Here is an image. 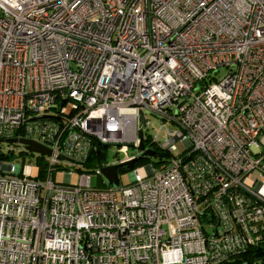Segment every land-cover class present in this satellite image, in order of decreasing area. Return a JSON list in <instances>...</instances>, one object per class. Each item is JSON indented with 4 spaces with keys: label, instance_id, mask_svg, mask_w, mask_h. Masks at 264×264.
Masks as SVG:
<instances>
[{
    "label": "built area",
    "instance_id": "built-area-1",
    "mask_svg": "<svg viewBox=\"0 0 264 264\" xmlns=\"http://www.w3.org/2000/svg\"><path fill=\"white\" fill-rule=\"evenodd\" d=\"M140 128L160 170L70 183L98 146L137 157ZM14 148L37 176L4 161ZM257 247L264 0H0V264H224Z\"/></svg>",
    "mask_w": 264,
    "mask_h": 264
},
{
    "label": "rangeland",
    "instance_id": "rangeland-1",
    "mask_svg": "<svg viewBox=\"0 0 264 264\" xmlns=\"http://www.w3.org/2000/svg\"><path fill=\"white\" fill-rule=\"evenodd\" d=\"M226 73L225 69H219V71L215 74L216 78L222 77ZM153 131L156 130V124H153ZM180 147V144H178ZM2 151L3 153L8 152L7 145L3 144L2 145ZM105 151V162L108 163H115L118 160H121L125 157V154L121 151H119V146H107L104 148ZM137 153V150L134 148L128 147L127 154L128 155H135ZM13 156L14 157H4L5 162H13L16 164H24V170L27 171V173L31 177H35L38 175V165L35 163L38 162L39 158L37 157L36 154H28V153H21L20 149L14 148L13 150ZM167 155H153V156H148V162H152L154 165V168L156 170H160V168L164 165L166 161ZM104 161L100 162L99 164H102ZM29 165V166H28ZM143 164H136L135 167H142ZM97 169V164L93 163L89 167L87 165L81 166L82 172L80 170H73L70 169L71 171V176H70V183L72 185H80L82 181V176L85 174H88L90 176V185L91 186H97L99 188L104 187L106 183V178L103 175H97L96 172ZM133 170V169H132ZM132 170H124V169H119L118 170V177H119V183L125 185L129 183L130 181V174ZM252 175L249 176L251 178ZM54 179L57 182H63V173L61 171H56L54 175Z\"/></svg>",
    "mask_w": 264,
    "mask_h": 264
},
{
    "label": "water",
    "instance_id": "water-1",
    "mask_svg": "<svg viewBox=\"0 0 264 264\" xmlns=\"http://www.w3.org/2000/svg\"><path fill=\"white\" fill-rule=\"evenodd\" d=\"M139 122L141 124L144 123V118L142 113L140 112V116H139ZM138 139H139V144L136 147H134L133 145H131V148H134L137 151H141V153L135 157L134 159L126 162V163H114V164H110V165H106V166H102L100 168V175H103L106 178V183L107 185L111 186V187H116L119 184V177H118V169H129L132 168V166L134 165V163L145 156H153L154 155V151L153 149H145V145L143 143V133H142V129H138ZM5 143L8 144H13V143H19L23 145V148L25 149V151L30 152V153H38L40 155H49L50 154V150L47 149L46 147H44L43 145L34 142L32 140L29 139H24V138H10V139H6V140H2Z\"/></svg>",
    "mask_w": 264,
    "mask_h": 264
},
{
    "label": "trees",
    "instance_id": "trees-1",
    "mask_svg": "<svg viewBox=\"0 0 264 264\" xmlns=\"http://www.w3.org/2000/svg\"><path fill=\"white\" fill-rule=\"evenodd\" d=\"M144 142H145V145H149L148 142L146 141ZM151 147L154 149V155H159V157H161V155L166 154L165 152L159 151L157 147H153V146ZM102 161H105V151L102 146H98L95 149L91 150L87 158V161H85V165L89 167L93 163L99 164ZM146 162H148V157H142L137 160L135 165L146 163ZM261 255H264V251H262L261 247H257L256 249H249L245 253L239 254L233 260L232 259L228 260L224 262V264H258L257 261L254 263L253 261L256 260L258 257H260Z\"/></svg>",
    "mask_w": 264,
    "mask_h": 264
},
{
    "label": "flooded vegetation",
    "instance_id": "flooded-vegetation-1",
    "mask_svg": "<svg viewBox=\"0 0 264 264\" xmlns=\"http://www.w3.org/2000/svg\"><path fill=\"white\" fill-rule=\"evenodd\" d=\"M153 149V148H152Z\"/></svg>",
    "mask_w": 264,
    "mask_h": 264
}]
</instances>
